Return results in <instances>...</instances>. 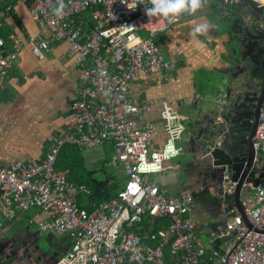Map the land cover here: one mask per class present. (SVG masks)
Listing matches in <instances>:
<instances>
[{
    "label": "built area",
    "instance_id": "obj_1",
    "mask_svg": "<svg viewBox=\"0 0 264 264\" xmlns=\"http://www.w3.org/2000/svg\"><path fill=\"white\" fill-rule=\"evenodd\" d=\"M246 1L264 7V0H217L227 8ZM19 2L54 40L68 43L81 71L71 100L73 122L66 132L48 137L45 158L0 168L3 210L13 215L40 209L45 218L36 222L39 234H69L72 248L57 264H264V178L255 194L244 199V214L229 220L221 233L219 238L230 237L223 253L207 250L198 235L192 195L169 196L152 181L181 155L178 142L185 127L171 102L142 100L134 85L159 73L169 77L177 69L165 60L154 36L173 29L182 16L171 22L150 20L144 5L150 6L149 0L135 10L123 0H64L62 18L53 12L57 0ZM88 10L95 24L85 36L74 25L76 16ZM5 45L0 37V90L18 59V53L5 52ZM29 46L42 58L50 44L34 35ZM154 110L160 112L166 135L159 150L151 147L160 131L144 119ZM253 139L258 158L264 153V101ZM108 143L111 162L124 167L125 184L110 199L92 202L89 210L79 203L89 189L72 181L58 161L67 147L84 150Z\"/></svg>",
    "mask_w": 264,
    "mask_h": 264
},
{
    "label": "crops",
    "instance_id": "obj_2",
    "mask_svg": "<svg viewBox=\"0 0 264 264\" xmlns=\"http://www.w3.org/2000/svg\"><path fill=\"white\" fill-rule=\"evenodd\" d=\"M200 16L204 17L199 15V11L195 15H184L180 24L158 34L163 35L165 60L174 62L177 66L173 74L162 77L159 73L155 78L142 79L134 85L137 96L142 100L171 102L177 108L182 122L191 117L193 113L189 111L190 106L194 98L201 95L195 87V82L198 84L197 77L208 71L212 76L224 69V57L228 53L226 42L221 41L226 35L217 34L216 31L209 32V29L204 34L193 32L197 25H202L198 21ZM84 17L90 18L91 21ZM94 24L92 11L88 10L76 16L74 28L81 29L83 35L89 36ZM0 26V36L6 42L5 52L18 53L17 64L0 90V168H6L15 162L44 159L48 150V137L67 131L73 122L71 100L81 69L77 61L70 56L68 43L54 40L51 32L41 28L32 17L28 6L19 0H0ZM34 35L41 36L50 44L42 58L34 56L29 46V40ZM196 116L195 112L192 117ZM144 119L160 131L151 147L152 150H159L166 139L160 112L151 111ZM182 140L183 136L178 144L184 148ZM72 148L75 147H67L62 154L66 152V156L70 157ZM104 148L108 160L111 161L112 144L108 143ZM260 158L264 168V153ZM183 162L182 153L166 164L168 169L165 172L152 177V181L157 182L169 196L175 197L182 182ZM96 175L99 176L93 171L87 182L83 181L82 177L81 181L70 178L87 187L91 186L94 180L110 179L112 184L115 181L113 176L101 180ZM254 194L253 189L247 196ZM88 205L87 203L86 207ZM3 211L6 218H11L10 224L22 228L29 227L28 229L32 227L37 233L39 232L36 222L45 218L44 212L37 208L23 213L13 212L14 215H9L8 210ZM205 214L208 215V210ZM47 236L52 237L55 242L62 240L59 245L62 246L61 256L71 250L73 240L69 234ZM225 247L226 242L221 244L220 249Z\"/></svg>",
    "mask_w": 264,
    "mask_h": 264
},
{
    "label": "water",
    "instance_id": "obj_3",
    "mask_svg": "<svg viewBox=\"0 0 264 264\" xmlns=\"http://www.w3.org/2000/svg\"><path fill=\"white\" fill-rule=\"evenodd\" d=\"M215 2L220 11L231 14ZM245 5H250L253 15L259 16L257 34L242 22L245 35L259 49V40H264V29L260 27L264 24V7H256L252 2ZM218 28L219 25L216 32ZM225 47L231 51L225 54L224 69L212 76L210 71L201 74L204 82L201 88L195 82L201 95L194 98L189 109L192 115L197 113L196 118L191 115L183 120L186 136L182 182L175 195L187 192L192 195L196 204L193 212V220L198 224L196 231L207 250L220 252L221 244L230 239L219 238L228 221L244 214V199L264 178L262 160L256 158L253 150V137L264 101V60L258 66H251L250 57H257L259 51L243 50L241 41L225 43ZM110 193L109 182L103 181L96 188L98 199ZM10 221L0 206V264H57L62 240L55 242L32 227H18Z\"/></svg>",
    "mask_w": 264,
    "mask_h": 264
},
{
    "label": "rangeland",
    "instance_id": "obj_4",
    "mask_svg": "<svg viewBox=\"0 0 264 264\" xmlns=\"http://www.w3.org/2000/svg\"><path fill=\"white\" fill-rule=\"evenodd\" d=\"M232 8H236L237 12L245 13L246 24L253 26L251 23L253 20H255L256 25L258 26L259 20L253 15L250 5L246 6L243 3ZM220 10L221 9L218 7V4L215 2V0H207L206 6L201 11H199V15H204V17L200 16L198 21H200L203 25H207V29L211 28L212 30H214L218 25L223 26L230 24V21L233 19V15L229 14L222 16ZM155 41L161 49L162 54H164L163 35L156 36ZM259 48L261 49V54H259L257 57H250L251 66L254 64L258 66L264 60V43L263 45L260 44ZM201 74L203 75V73ZM201 74H199L197 77L200 88L202 85H204V82L200 78ZM207 75L209 74L207 73ZM185 136L186 134L184 133L183 140L181 141L183 147L185 146ZM71 150L72 155L74 154L73 161H71L69 164H64L62 161V159L66 158V152H64L60 157V163L62 164L59 166V169L62 170L69 168L70 177L73 180L77 181V179H80L79 181H81L83 179V181L87 182L89 179L88 176H90V174H92L94 171L95 174L100 176L99 177L96 175L101 180L106 179L108 176H113L115 178L112 186V193H116L119 189L123 188L125 184L124 167L122 165L114 166L113 163L108 160L104 146L84 150L79 149V151H76L75 148H72Z\"/></svg>",
    "mask_w": 264,
    "mask_h": 264
},
{
    "label": "clouds",
    "instance_id": "obj_5",
    "mask_svg": "<svg viewBox=\"0 0 264 264\" xmlns=\"http://www.w3.org/2000/svg\"><path fill=\"white\" fill-rule=\"evenodd\" d=\"M123 2L126 3L127 7L131 10H135L138 5L144 4V0H132L131 4L125 2V0H123ZM57 3H58V7L54 8L53 12L58 18H62L64 15V10L66 8V5L64 3V0H57ZM149 3L150 6L149 4H144V5H145V15L148 16L150 20L152 18H156L158 20L167 19L171 22L172 20L178 19L184 15H195L198 11H201L206 6L207 0H149ZM207 27H208L207 25H203V24L197 25L193 29V32L196 34H204L207 30ZM185 131H186V127H185ZM182 153H183V148H182ZM195 208H196V204H195Z\"/></svg>",
    "mask_w": 264,
    "mask_h": 264
},
{
    "label": "flooded vegetation",
    "instance_id": "obj_6",
    "mask_svg": "<svg viewBox=\"0 0 264 264\" xmlns=\"http://www.w3.org/2000/svg\"><path fill=\"white\" fill-rule=\"evenodd\" d=\"M244 4H249V2H243ZM242 3V4H243ZM227 11H231L230 13L233 15V19L230 21V24L228 25H223V26H219V30L217 31V34L218 33H221L222 35H226L227 37L221 39V41L223 40V42H226L227 45H229V43H231L232 41H241L242 42V46H243V50H249V52H256V51H259V54H261V49L259 48V45L264 43V40H259L258 42V48L259 49H256V47L253 44V40L251 39H248V37L245 35V32H244V28H243V25H242V22L245 21V13H242V12H237L236 8H227ZM222 16H226V15H229V13H226L225 11H220ZM256 16V19L259 18L258 15H254ZM253 26H250L247 24V27L249 29H252L254 34H257L256 32V21L253 20L252 23H251ZM213 31H216V29L212 30L211 28L209 29V32H213ZM215 33V32H214ZM229 36V38H228ZM263 37V35H262ZM226 39V41H224ZM245 40V41H242V40ZM251 44V46L249 47V45ZM247 47H249L247 49ZM231 49H229V52L230 53ZM61 256V255H60ZM57 257V259L60 258Z\"/></svg>",
    "mask_w": 264,
    "mask_h": 264
},
{
    "label": "trees",
    "instance_id": "obj_7",
    "mask_svg": "<svg viewBox=\"0 0 264 264\" xmlns=\"http://www.w3.org/2000/svg\"><path fill=\"white\" fill-rule=\"evenodd\" d=\"M84 19H86V20H90V18H88V17H84ZM91 21V20H90ZM0 28H1V26H0ZM1 37V36H0ZM76 149V151H79V149H77V148H75ZM70 150V149H69ZM72 151V150H71ZM69 155H70V157H67L66 156V158H64V159H62V161H63V163L64 164H69L71 161H73V159H74V154L72 155V152H70L69 153ZM68 155V156H69ZM61 157V156H60ZM112 157V156H111ZM62 163H60V158H59V161H58V166H60ZM62 170H69V175H70V169L69 168H65V169H62ZM73 181V180H72ZM110 179H108V180H106V182H109V184H110V195L108 196V197H106V198H104V199H98L97 197H96V188H97V186L101 183V182H103V181H98V180H94V183L91 185V186H88L87 188L89 189V192H90V194L88 195V196H85V197H81L80 198V200H79V203H80V205H81V207H83V208H87V209H89V210H92V202L93 203H98V202H100V201H106V200H108V199H110L111 197H113L114 195H116L117 193H118V191L120 190H118L116 193H112V186H113V184L112 183H110ZM75 182V181H74ZM79 184H82V183H79ZM90 201V202H89ZM90 203L89 205H88V207H86V205H87V203Z\"/></svg>",
    "mask_w": 264,
    "mask_h": 264
}]
</instances>
